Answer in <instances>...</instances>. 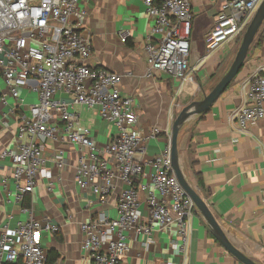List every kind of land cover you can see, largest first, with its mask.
Returning <instances> with one entry per match:
<instances>
[{
    "label": "crops",
    "instance_id": "crops-1",
    "mask_svg": "<svg viewBox=\"0 0 264 264\" xmlns=\"http://www.w3.org/2000/svg\"><path fill=\"white\" fill-rule=\"evenodd\" d=\"M191 2L194 20L190 55L193 80L190 81L172 78L163 71L148 73L145 46L150 39L157 42L159 36L152 35L153 20L145 0H85L81 4L86 16L78 28L91 39L93 46L89 64L123 76L122 93L134 99L139 113L136 130L146 138L147 159L170 147L172 126L179 112L215 87L229 69L235 57L234 48L242 39L210 51L206 40L222 0ZM124 32L130 33L126 42L120 37ZM263 65L264 23L242 69L227 90L209 111L189 118L179 135L180 162L186 178L197 187L232 242L258 264H264V118L249 125L247 132H240L232 114L244 103L248 77ZM36 86L37 81L31 79L21 87L22 107L17 106L11 95L6 96L4 103L1 97L8 87L0 74V154L6 148H17L19 118L29 114V106L38 102ZM74 110L81 124L92 129L98 144L107 145L115 131L114 125L95 108L77 105ZM57 124L62 129L63 123ZM156 128L160 132L152 136ZM60 150L68 162L64 168L56 163ZM81 152L61 131L57 139L48 141L45 165L53 177L40 176L33 192L21 203L14 199L13 162L0 157V238L6 229H14L32 212L37 219L59 227L57 232L41 233L44 248L51 252V257L57 256L54 264H92L83 247L81 224L99 212L115 217L118 196L125 184L117 178V189L101 204L91 189H83L76 182ZM145 169L148 173L152 170L150 165ZM141 208L147 216L144 201ZM176 237V225L171 230L156 229L153 243L146 247L143 235L130 233V250L123 264H244L216 239L198 208L190 220L184 250L172 247V239ZM4 264H23V259Z\"/></svg>",
    "mask_w": 264,
    "mask_h": 264
},
{
    "label": "built area",
    "instance_id": "built-area-1",
    "mask_svg": "<svg viewBox=\"0 0 264 264\" xmlns=\"http://www.w3.org/2000/svg\"><path fill=\"white\" fill-rule=\"evenodd\" d=\"M84 1L0 0V72L8 87L1 99L7 103L6 96L11 95L22 107L21 87L34 79L38 90V102L29 106V114L19 118L17 148H6L0 154L13 162L14 199L23 202L40 176L52 179L44 151L47 142L57 139L61 131L82 151L76 173L81 188L91 189L105 204L117 189V178L125 184L118 196L115 217L99 212L81 224L83 247L92 264H123L130 250V233L143 235L149 247L156 229L171 230L173 225L177 227V237L172 239V247L184 250L196 204L174 172L170 147L145 158L146 138L136 130L139 113L134 99L122 93L123 76L89 64L92 42L78 28L85 21L86 11L81 8ZM262 1L222 0L207 36V48L216 51L235 44ZM145 4L153 20L152 35L159 36L157 42L150 39L145 46L148 73L157 70L175 79L193 80L191 0H145ZM120 37L126 42L130 33H120ZM77 105L97 109L103 119L114 125L107 145L100 146L92 129L81 124L74 110ZM263 118L264 65L248 77L244 103L232 114L240 132H247L249 125ZM58 121L63 123L62 129ZM159 132L154 129L152 136ZM59 153L56 163L64 168L67 158L62 150ZM146 165L151 166L150 173ZM143 201L147 216L141 208ZM44 230L57 232L59 227L37 219L32 212L14 229H6L0 238V264L20 258L23 264H47L48 252L41 243Z\"/></svg>",
    "mask_w": 264,
    "mask_h": 264
},
{
    "label": "water",
    "instance_id": "water-1",
    "mask_svg": "<svg viewBox=\"0 0 264 264\" xmlns=\"http://www.w3.org/2000/svg\"><path fill=\"white\" fill-rule=\"evenodd\" d=\"M264 23V0L260 4L254 18L247 27L238 51L228 69V71L222 76L215 87L204 95L203 99L195 100L179 112L172 126V135L170 141V153L172 159V165L174 172L183 185L185 190L191 196L195 202L198 210L202 213L206 221L211 227L213 235L216 239L234 256H236L244 264H258L247 253L237 247L228 234L221 227L220 223L216 219L215 215L208 206L206 200L198 192L197 187L193 186L186 178L181 162H180V148H179V135L184 123L192 116L206 113L211 109L213 104L221 97V95L227 90L228 86L236 78L240 70L242 69L246 58L248 56L250 47L255 40L262 24Z\"/></svg>",
    "mask_w": 264,
    "mask_h": 264
},
{
    "label": "trees",
    "instance_id": "trees-1",
    "mask_svg": "<svg viewBox=\"0 0 264 264\" xmlns=\"http://www.w3.org/2000/svg\"><path fill=\"white\" fill-rule=\"evenodd\" d=\"M1 74V72H0ZM198 183L200 185V187L203 186V182L201 180V178L198 179ZM57 256L55 257H51V252H48V259H47V264H54L56 262Z\"/></svg>",
    "mask_w": 264,
    "mask_h": 264
},
{
    "label": "rangeland",
    "instance_id": "rangeland-1",
    "mask_svg": "<svg viewBox=\"0 0 264 264\" xmlns=\"http://www.w3.org/2000/svg\"><path fill=\"white\" fill-rule=\"evenodd\" d=\"M263 25V24H262ZM262 27V26H261ZM247 29V28H246ZM246 31V30H245ZM245 33V32H244ZM242 38H243V36H242ZM241 41H242V39H241ZM241 41L240 42H238L237 44H236V46H235V48H234V51H235V55H236V53H237V51H238V48H239V46H240V44H241ZM228 71V70H227ZM204 98V97H203ZM202 98V99H203ZM198 100H200V99H198Z\"/></svg>",
    "mask_w": 264,
    "mask_h": 264
}]
</instances>
